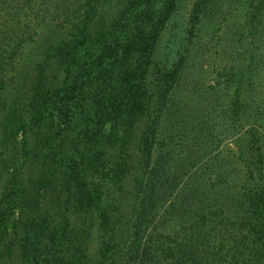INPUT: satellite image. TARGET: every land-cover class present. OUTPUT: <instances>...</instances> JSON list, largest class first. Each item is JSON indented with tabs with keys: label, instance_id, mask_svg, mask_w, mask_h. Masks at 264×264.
<instances>
[{
	"label": "trees",
	"instance_id": "1",
	"mask_svg": "<svg viewBox=\"0 0 264 264\" xmlns=\"http://www.w3.org/2000/svg\"><path fill=\"white\" fill-rule=\"evenodd\" d=\"M0 264H264V0H0Z\"/></svg>",
	"mask_w": 264,
	"mask_h": 264
},
{
	"label": "rangeland",
	"instance_id": "2",
	"mask_svg": "<svg viewBox=\"0 0 264 264\" xmlns=\"http://www.w3.org/2000/svg\"><path fill=\"white\" fill-rule=\"evenodd\" d=\"M211 77L209 76V77H207L206 78V81H211V79H210Z\"/></svg>",
	"mask_w": 264,
	"mask_h": 264
}]
</instances>
